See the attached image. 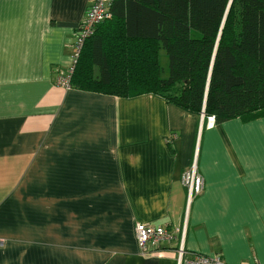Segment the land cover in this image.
<instances>
[{
    "label": "crops",
    "instance_id": "obj_1",
    "mask_svg": "<svg viewBox=\"0 0 264 264\" xmlns=\"http://www.w3.org/2000/svg\"><path fill=\"white\" fill-rule=\"evenodd\" d=\"M91 0H0V264H264V116L65 88ZM205 181L189 198L182 174ZM140 222L178 228L143 255Z\"/></svg>",
    "mask_w": 264,
    "mask_h": 264
},
{
    "label": "trees",
    "instance_id": "obj_2",
    "mask_svg": "<svg viewBox=\"0 0 264 264\" xmlns=\"http://www.w3.org/2000/svg\"><path fill=\"white\" fill-rule=\"evenodd\" d=\"M109 12L71 88L155 93L215 123L264 116V0H112Z\"/></svg>",
    "mask_w": 264,
    "mask_h": 264
},
{
    "label": "built area",
    "instance_id": "obj_3",
    "mask_svg": "<svg viewBox=\"0 0 264 264\" xmlns=\"http://www.w3.org/2000/svg\"><path fill=\"white\" fill-rule=\"evenodd\" d=\"M112 0H91L81 27L77 30L76 52L73 56L72 65L66 72H61L58 77V82L65 88H71L70 77L74 69V64L77 61L80 50L83 46L84 40L93 34L96 26L101 21H104L110 16L109 6ZM204 115V114H203ZM215 120L213 116L208 117L207 126L214 125ZM182 184L186 187L190 199L200 195L205 188V181L203 176L198 173L196 164L190 166L185 170L181 177ZM178 228H169L167 225L159 224L153 225L145 222H140L136 226V237L143 255L151 254L158 250L160 245L164 242H173L177 239ZM183 241L177 250L178 264H228L219 254L204 255L193 254L192 257L186 258L187 253L184 248ZM244 264V263H238ZM252 264H258L254 262Z\"/></svg>",
    "mask_w": 264,
    "mask_h": 264
}]
</instances>
